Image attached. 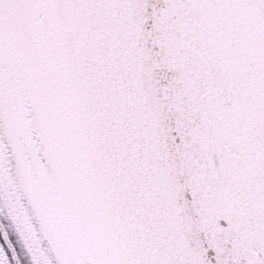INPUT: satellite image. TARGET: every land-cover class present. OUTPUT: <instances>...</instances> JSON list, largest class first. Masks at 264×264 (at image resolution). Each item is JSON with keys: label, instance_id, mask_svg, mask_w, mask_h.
Wrapping results in <instances>:
<instances>
[{"label": "snow or ice", "instance_id": "obj_1", "mask_svg": "<svg viewBox=\"0 0 264 264\" xmlns=\"http://www.w3.org/2000/svg\"><path fill=\"white\" fill-rule=\"evenodd\" d=\"M0 264H264V0H0Z\"/></svg>", "mask_w": 264, "mask_h": 264}]
</instances>
